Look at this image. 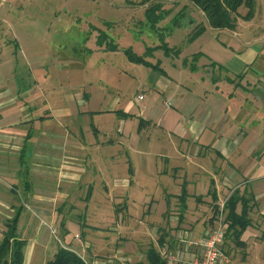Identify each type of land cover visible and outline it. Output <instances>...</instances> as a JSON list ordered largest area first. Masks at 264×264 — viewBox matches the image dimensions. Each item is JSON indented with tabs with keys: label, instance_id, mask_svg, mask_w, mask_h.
I'll return each mask as SVG.
<instances>
[{
	"label": "crops",
	"instance_id": "crops-1",
	"mask_svg": "<svg viewBox=\"0 0 264 264\" xmlns=\"http://www.w3.org/2000/svg\"><path fill=\"white\" fill-rule=\"evenodd\" d=\"M255 17L246 25L261 30ZM210 29L218 38L228 30ZM169 43L163 47L169 54L175 47L174 56L146 55L154 67L143 65L151 70L145 104L140 93L120 97L104 83L74 95L35 80L21 91L8 83L0 58V222L19 209L24 264H47L59 247L85 264L146 262L150 247L165 260L164 252L178 256L171 264H193L200 248L187 242L211 232L219 217L225 222L233 192L249 200L250 224L241 243L225 237L222 264H264V34L213 42L211 53L199 45L197 63L184 59L195 53L181 49L187 45ZM156 157L165 158L163 169ZM143 169L141 205L132 188ZM80 203V221L60 211ZM241 209L238 203L236 213Z\"/></svg>",
	"mask_w": 264,
	"mask_h": 264
},
{
	"label": "rangeland",
	"instance_id": "rangeland-1",
	"mask_svg": "<svg viewBox=\"0 0 264 264\" xmlns=\"http://www.w3.org/2000/svg\"><path fill=\"white\" fill-rule=\"evenodd\" d=\"M157 3H160L156 12L159 19L152 23L147 18V7L150 4L154 7ZM254 10L253 17L257 12L256 23L263 26L264 0H255ZM246 12L245 7H239L236 16L239 27L235 26L234 32L227 30L220 33L218 38V33L207 26L198 8L193 7L189 0H0V44L6 46V51L0 52V58L4 57L6 64L1 65L2 71H6L8 83L21 87V91L35 88V80H39L37 83L42 89L48 84L56 85L74 95L81 90L91 92L99 83H104L119 88L120 97L124 94L134 99L140 93L144 99L138 102L145 104L146 72L151 70H146L140 63L130 62L124 54L125 50L143 55L147 48H151V53L157 50V55H165L170 53V47L153 45L160 43L166 46L165 42H172L170 46L181 48L182 43L187 46L181 49L195 52L184 58L186 62L197 63L201 57L199 45L211 53L213 42H246L255 35L264 34V28L258 30L255 22L246 25L245 21L248 20L243 18ZM200 25L206 29L193 36V31ZM14 42L21 45L16 53ZM98 42H112L116 44V50L104 47L105 44L100 46ZM161 49L164 52L159 51ZM174 49L172 47L173 52L169 55H175ZM169 71L172 73L171 69ZM100 79L101 82H98ZM94 81L97 83L89 84ZM157 99L162 103L167 100L171 106V101L163 98L162 94ZM139 158L135 155L136 161L139 162ZM143 159L146 164V156ZM155 160L158 169L165 167V158L156 157ZM143 171L139 177H134L132 188L133 200L136 199L141 205L146 201L148 178L146 170ZM151 188L152 182L147 189ZM133 193L126 195L132 199ZM84 194L82 192V200ZM24 209L31 210L27 206ZM60 211L75 221L86 216L82 203L69 210L67 206L63 207ZM91 215L94 219V214ZM4 229L2 220L0 239ZM50 229L52 236L59 240L56 230L52 232L55 228L51 226Z\"/></svg>",
	"mask_w": 264,
	"mask_h": 264
},
{
	"label": "trees",
	"instance_id": "trees-1",
	"mask_svg": "<svg viewBox=\"0 0 264 264\" xmlns=\"http://www.w3.org/2000/svg\"><path fill=\"white\" fill-rule=\"evenodd\" d=\"M189 2L202 12V16L208 27L212 29H228L234 30L236 26V16L238 15L239 7H245L247 12L244 15L245 20H250L255 12V0H189ZM147 7V18L154 23L159 19L156 14L160 3L151 7ZM206 27L204 25L197 26L193 31V36L201 34ZM99 45L105 44L108 49L116 50V44L112 42H98ZM164 45H162L163 47ZM161 47V46H157ZM166 52L167 49H166ZM151 53V48H147L143 55H137L130 50H125L129 61L140 63L145 66L154 67V65L145 59L146 55ZM158 67V66H156ZM249 200H245L239 196L238 192H233L225 201L224 208L226 209L225 219V237L231 236L237 243L240 242V236L244 229L250 224L248 218ZM242 204L240 213H236V205ZM19 217V209L11 219L4 223L5 229L2 231L0 239V264H24L23 263V247L25 240L20 238L17 232V223ZM227 224V225H226ZM146 262H137L129 264H167L165 259H162L154 247H150L146 251ZM47 264H85L79 256L74 252L59 247L54 254L53 259Z\"/></svg>",
	"mask_w": 264,
	"mask_h": 264
},
{
	"label": "built area",
	"instance_id": "built-area-1",
	"mask_svg": "<svg viewBox=\"0 0 264 264\" xmlns=\"http://www.w3.org/2000/svg\"><path fill=\"white\" fill-rule=\"evenodd\" d=\"M142 95H138V99H142ZM167 106H170L168 101ZM55 229H52L54 233ZM225 240V224L222 217H219L215 228L205 236L195 241H188V245H198L200 248L199 257L194 260L193 264H222L227 258L222 250ZM168 264L177 261L178 256L172 253L164 252Z\"/></svg>",
	"mask_w": 264,
	"mask_h": 264
}]
</instances>
